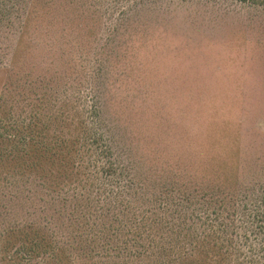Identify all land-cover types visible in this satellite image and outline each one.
Wrapping results in <instances>:
<instances>
[{
    "label": "rangeland",
    "instance_id": "obj_1",
    "mask_svg": "<svg viewBox=\"0 0 264 264\" xmlns=\"http://www.w3.org/2000/svg\"><path fill=\"white\" fill-rule=\"evenodd\" d=\"M0 12V264H264V5L0 0ZM30 120L36 138L67 139L61 152L99 133L126 180L110 183L91 151L56 178L61 153L50 162L19 139Z\"/></svg>",
    "mask_w": 264,
    "mask_h": 264
},
{
    "label": "trees",
    "instance_id": "obj_2",
    "mask_svg": "<svg viewBox=\"0 0 264 264\" xmlns=\"http://www.w3.org/2000/svg\"><path fill=\"white\" fill-rule=\"evenodd\" d=\"M239 1L251 2L254 4L264 5V0H239ZM0 13H1L0 22L2 23L3 21L7 19L4 17L2 12ZM30 121H31L30 126L27 123H25V126H24L25 128L22 129V133H23L26 131L27 128H30L29 133L27 132L21 135L19 139L20 141H26V142H27L26 138L31 139V144H32L31 146H36L42 152L41 154L46 155L48 157L50 162L51 161L53 162L58 157V154L61 153L59 160L56 162L60 167V170L59 169L56 170V173H55L56 178H60L63 175L61 174L62 172L65 173V172L70 171L72 175L79 174L81 170H83L84 168H87L85 162H87V165L90 166V151H91L92 153H95L96 155H98L99 158L104 160L103 164L99 166L98 169L96 170L97 172L98 170L102 171L105 174V176L109 178L107 180H109L110 183H112V181L115 180L118 174L121 177L124 176L123 178L126 180L124 169H123L124 166L122 167L121 164H119L115 160V157L113 153L111 152V148L106 142L102 145L104 139L101 138V135L99 133L97 132H93L92 134L88 133L89 137H86L83 135V132L78 131V134L76 136V145L75 146L73 145L72 147L73 149H67L66 151L61 152V149L68 148L67 139L62 137L60 134H57L56 138L54 135L55 139L53 140V143L50 144L49 139L52 137H50L47 133H45V138L48 139V141L43 140L41 138H36V136L39 137L41 135V132H39L38 130L37 131L34 130L35 128L34 122L36 121L34 120H30ZM80 123H81V126H85V120H81ZM13 136H15V138L17 139L16 134ZM83 137L89 138V141L85 144L82 143ZM26 142L23 144H26ZM91 149H94V150H91ZM67 152H70L69 155H67L69 156L68 159H66L67 156H65ZM70 155H74V159H72ZM86 156H87V159H86ZM94 164L92 165L94 166ZM72 175H69V174L68 176L64 175L65 178H61L59 180L60 181L59 184L64 179H67V178L70 179ZM43 176L46 178L44 174ZM77 178H79V175L77 176ZM43 185H45V183H43Z\"/></svg>",
    "mask_w": 264,
    "mask_h": 264
}]
</instances>
